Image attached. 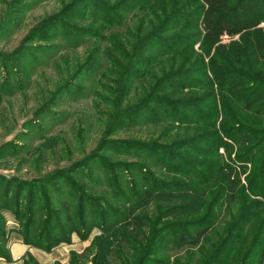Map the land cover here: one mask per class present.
I'll return each mask as SVG.
<instances>
[{
	"label": "rangeland",
	"instance_id": "obj_1",
	"mask_svg": "<svg viewBox=\"0 0 264 264\" xmlns=\"http://www.w3.org/2000/svg\"><path fill=\"white\" fill-rule=\"evenodd\" d=\"M197 7L196 0H0L5 252L24 243L13 214L17 187L51 179L37 184L56 207L44 238L58 232L69 240L49 249L28 244L46 252L43 264H68L72 253L85 254L78 264H91L97 224L120 222L130 205L158 227L160 211L173 204L180 210L154 235L152 261L253 264L264 244V62L253 48L264 36V4L236 6L257 24L212 41L203 39ZM171 72L177 88L163 82ZM231 170L236 197L222 202V179ZM74 189L85 196L81 205L69 196ZM192 189L210 193L204 205L199 194L183 196ZM23 191L22 204L29 188ZM70 200L84 237L67 234L61 203ZM202 217L212 226L198 245L175 243L177 231L192 236ZM121 230L103 237L102 251L116 246Z\"/></svg>",
	"mask_w": 264,
	"mask_h": 264
},
{
	"label": "trees",
	"instance_id": "obj_2",
	"mask_svg": "<svg viewBox=\"0 0 264 264\" xmlns=\"http://www.w3.org/2000/svg\"><path fill=\"white\" fill-rule=\"evenodd\" d=\"M196 2L199 4V7L195 9L198 12L197 14L195 13V16H198V20L200 22L199 25L203 27V39L207 41L216 40L222 34H235L257 24V21L250 17L245 18L237 15V10H235L236 6H242V3L246 2V6L249 8V10L252 11L259 8L261 4H264V0H196ZM164 28L165 29L163 30L165 32L168 31V29H166L168 27ZM253 48L259 59L264 62V36L259 35L254 39ZM163 80V82L169 81L168 85L166 86L167 88L179 87V83L178 81H176L174 73L172 72L168 75H165ZM180 86L184 85L181 83ZM259 90L260 87H257L255 93L259 92ZM249 106H251V104H249ZM254 112L259 115L262 114L261 109H256ZM250 136L253 135H247L246 133L245 139L250 138ZM235 176L236 175L232 170L223 176L222 189L220 190L219 196L222 202H231L235 199L236 189L238 187V180L235 178ZM50 181L51 179H46L44 181L25 180L22 183L23 185L17 187L15 193V207L13 209V214L18 221H21V225L23 226V241L25 244H29L37 248L43 246L48 247L47 249H49L63 241L69 240V236L64 237L62 235H58V232L51 238H44V235L46 233L50 235V231L52 230V219L56 214V207H53L52 209V200H50L49 197L45 195V189L37 187V184H45L46 182ZM26 187L29 188V195L27 198V203L22 204V193L24 192L23 190ZM199 192L200 191L196 189H192L184 192L183 196L185 198H189L188 200L192 201L191 196L193 194H199ZM68 193L70 197L74 195V197L76 198V200L74 201H77L78 205H81V203L83 202L81 198H85V196L82 195V192L76 189L68 190ZM146 193L149 198H155V195L151 193V190L147 189ZM158 193L160 195H164L163 191H158ZM39 194L41 195L40 202L37 204ZM209 194L210 193H208L207 191H203L201 194H199L201 196L203 205L206 199L209 197ZM165 195L173 197L178 195V193L167 192L165 193ZM71 200L69 203H64V205L63 203H61L64 207L65 222H67L68 224L67 234H69V232H75L79 236L84 237L81 233V230L75 223V221L77 220V216L76 214H74L73 208L71 207L73 205V202ZM88 200L91 201L92 199L89 198ZM58 204L56 203L55 206ZM6 207L7 206H5V208ZM182 207L185 208L187 206L186 204H182ZM179 210L180 207L173 204L167 206L163 211H160V214L158 216L160 218H158V220L159 224L161 225H158L157 227V221L151 219L145 213H136L133 206L125 205L120 215L122 217L120 222H118L119 220L117 219L111 221L103 220L101 223L97 224L101 232L92 241V245L95 246V251L93 253L91 264H171L169 262V259L165 256L157 257V259H153L152 261V258H154L153 256L158 253L157 244L155 243V241H153V239L155 237V234H158L162 229L167 227L164 221L174 218L177 215L176 212ZM42 213L44 214V217H41L42 219H38V215ZM204 218L205 217H202L200 220V223L203 225L206 222V218ZM4 224V220L0 214V227ZM97 225L94 224L92 225V227H96ZM118 225L122 226V230L120 231V238L115 243L116 246L111 251H102L105 247L102 245L104 242L103 237L113 233L117 229ZM203 225L201 227H198L200 226L199 223H197V225H195L194 223L192 226L196 230L194 231V234L192 236L188 235L186 232L177 231L174 238L175 243H177L181 247L198 245L200 240H202V238H205L212 226L210 223L204 226ZM35 230L38 231L37 234L35 233L36 238H34V235H32ZM89 232L90 231H87L86 234H88ZM44 240L47 243L46 246H44ZM2 243H6L4 229H0V244ZM84 256V253H72L69 258L68 264H78L77 258H83ZM0 258H4L5 260H9L10 258L8 251L5 252V250L2 249L1 245ZM250 260L251 262H253V264H264L263 242H260V247H258L257 250H255V252L251 255ZM23 264L40 263L32 255H28V257L23 260Z\"/></svg>",
	"mask_w": 264,
	"mask_h": 264
},
{
	"label": "crops",
	"instance_id": "obj_3",
	"mask_svg": "<svg viewBox=\"0 0 264 264\" xmlns=\"http://www.w3.org/2000/svg\"><path fill=\"white\" fill-rule=\"evenodd\" d=\"M37 250L29 247L25 243H13L9 246V260H5L0 258V264H23V260L28 256L32 255L40 264H43L42 259H45L46 252L44 251H37L40 252L42 255H36L35 253Z\"/></svg>",
	"mask_w": 264,
	"mask_h": 264
}]
</instances>
